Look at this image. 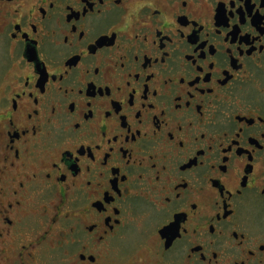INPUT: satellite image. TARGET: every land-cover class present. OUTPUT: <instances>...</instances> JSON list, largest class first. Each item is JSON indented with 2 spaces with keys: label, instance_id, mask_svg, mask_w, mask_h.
Listing matches in <instances>:
<instances>
[{
  "label": "flooded vegetation",
  "instance_id": "obj_1",
  "mask_svg": "<svg viewBox=\"0 0 264 264\" xmlns=\"http://www.w3.org/2000/svg\"><path fill=\"white\" fill-rule=\"evenodd\" d=\"M0 264H264V0H0Z\"/></svg>",
  "mask_w": 264,
  "mask_h": 264
}]
</instances>
